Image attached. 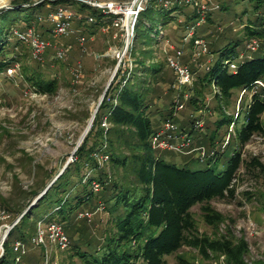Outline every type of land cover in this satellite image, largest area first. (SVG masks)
I'll use <instances>...</instances> for the list:
<instances>
[{"label":"rangeland","instance_id":"1","mask_svg":"<svg viewBox=\"0 0 264 264\" xmlns=\"http://www.w3.org/2000/svg\"><path fill=\"white\" fill-rule=\"evenodd\" d=\"M52 1L54 0H0L1 4L8 5L0 7V16L7 12L14 13L16 9L30 4H43L42 9L36 11L39 22L32 27L42 38L54 45L39 59L33 57L31 48L22 39L23 43H20L12 37L6 46L8 58H15V61L0 75V245L7 230L6 225H16L24 214L37 206L47 187H51L57 180L56 177L64 173L67 167H71L70 163L73 164L76 160L75 154L83 143L75 149L94 111L101 106L105 98L102 97L107 94L111 84L114 86V92L121 81V77L115 80L116 76L111 80L115 70L116 75L121 73L126 76L122 80L123 83L129 80L136 70L139 71L138 75L146 80L145 86L150 89L148 114L156 126H161L166 116L172 112L173 121L191 134L195 151L182 153L162 150L169 163L182 166L183 162H191L203 152L204 159L201 158V162L195 163L194 167L205 169L211 162V156L218 152L222 168L228 165L231 155L238 149L246 160L257 157L264 164V134L254 135L243 147L237 140V133L245 123L248 105L254 92L236 88L230 104L225 105L223 100L214 96L213 88L199 84V79L212 64L214 57H218L230 43L237 44L235 50L244 59L258 55L260 49L251 48L254 39L247 37L245 28L249 22L255 21L256 15L264 12L263 1L255 0L250 4L245 0H196L198 4L191 5L183 2L180 4L184 6L181 7L183 14L173 13L174 20L168 25H164L158 15L153 19L140 17L144 25L143 34L152 40L145 38L150 41L147 44L140 41V38L136 40L135 34L132 47L121 61L114 55L115 50L123 45L121 38L115 37V29L104 32L102 23L89 22L88 17L91 14L85 10L80 11L74 0L60 2L56 7L47 3ZM98 1L125 4L134 0ZM150 1H143L142 12L147 9ZM158 2V8L168 10L179 4L175 0ZM60 7L74 13V33L55 38L54 25L49 15ZM196 11L201 16L197 24L186 26L187 17ZM208 15L211 17L209 20ZM192 25L194 27H191ZM28 28L31 27L17 29ZM195 31L205 41L207 52L198 53L197 44H191L190 35ZM80 36L86 38L84 44L79 41ZM171 44L183 52L181 60L190 68L194 78L192 84L180 90L173 88L176 76L168 64L169 56L174 53L169 49ZM258 44H261V48L263 41L260 40ZM57 46L69 48L64 59L56 57ZM235 62L239 64L242 60L238 57ZM78 63L82 65V72L80 80L76 81L73 70ZM142 64L148 68L150 66L161 69L153 77L147 73V68L142 69ZM38 74L43 80L56 79V89L47 94L37 91L29 78ZM261 89H264V81L260 89L257 88L260 91ZM262 94L264 95V90ZM193 97L198 101L197 104L191 103ZM178 103H183L184 108L177 110ZM225 116L232 118L233 124L224 123L218 126L217 122L222 121ZM196 121L201 124L197 128L194 127ZM262 122L264 125V114ZM91 130L92 128L89 134ZM93 140L94 134L89 144ZM101 166L110 176H116L108 162ZM86 170L87 177L91 176L92 172ZM234 187V198L212 202L213 208L222 215L220 223L208 224L202 214L201 205L192 208L200 234L211 239L243 238L249 244L246 262L264 264V174L255 168H242ZM99 190L100 187L95 189ZM35 192L34 196L31 195ZM103 204L101 197L97 196L80 207L81 212L87 210L93 214L91 222L80 221L77 216L80 212L72 217L74 223L66 229L70 239L69 248L60 249L50 242L47 249L27 243V253L21 257L20 262L43 264L48 260L49 264H82L81 259L75 255L77 249L74 244L79 243L90 251H96L106 245V236L115 230ZM45 214L46 211H43L37 217ZM4 216L8 217L4 219ZM54 221L56 220L53 218H47L44 224L47 226ZM40 222L42 221H38L37 228ZM63 224L67 225V222ZM8 236L3 241V248ZM79 236L82 237L80 242ZM180 257L192 264L227 262L223 255L210 253V257H205L198 249L188 246L168 256L167 261L169 264H179ZM135 264L145 263L139 259Z\"/></svg>","mask_w":264,"mask_h":264},{"label":"trees","instance_id":"2","mask_svg":"<svg viewBox=\"0 0 264 264\" xmlns=\"http://www.w3.org/2000/svg\"><path fill=\"white\" fill-rule=\"evenodd\" d=\"M65 1L69 0L47 3L57 6ZM158 1L151 0L147 9L140 12L135 25L136 40L140 38L142 42H150L145 39L149 36L143 34L144 25L140 17L153 19L158 15V19L161 18L162 23L168 25L174 20L173 13H182L181 7L184 6L178 4L168 10L158 8ZM245 1L251 4L255 0ZM73 2L80 11L85 10L96 17V24H101L102 14L99 10L77 1ZM43 6L30 4L16 9L14 13L7 12L0 16V75L15 61V58L7 56L6 46L9 45V39L14 37L23 43L15 34V30L37 24L39 17L36 11ZM197 12L188 17L185 15L186 26L197 24L201 17ZM256 16L255 21L249 22L245 30L249 39L263 41L262 47L256 52L258 55L244 59L235 50L237 44L230 43L218 57H214L212 64L199 79V84L213 88L214 96L223 100L225 105L230 104L236 88L252 91L258 86V81H264V12ZM210 18L208 15L207 19ZM193 25L191 27H194ZM198 39L202 38L195 31L191 44L194 45ZM238 57L242 62L237 63L236 70H231L227 62H235ZM142 67L143 70L147 68V73L153 77L161 69L150 66L148 68L145 64H142ZM138 72L136 70L125 83L122 82L125 75H116L115 80L121 77V81L114 92L113 84L108 89L90 134H87L75 154L76 160L73 164L70 163L71 167H67L45 192L39 204L24 214L12 229L4 243L5 252L0 258V264L24 263L17 260L19 253L15 250V244L17 241H22L25 245L32 243L38 221L44 222L47 218H53L56 220L54 222H67V225H64L66 231L74 223L72 217L78 212L81 213L80 207L97 196L103 200L104 209L108 211L115 230L106 236V245L96 251H90L79 243L74 244L77 249L75 255L81 259L82 264H135L139 259L145 264H169L167 257L178 253L184 246L198 249L205 257H210V253L223 255L226 257V264H248L245 260L249 253L248 242L243 238L211 239L200 234L192 208L201 205L202 214L208 224L220 223L222 215L213 208L212 202L234 198V183L239 171L242 168H255L264 174V164L257 157L246 160L238 149L231 155L228 165L222 168L218 152L211 156V162L205 169L194 167L195 163L201 162V158H193L191 162L185 161L182 166L169 163L163 155L164 151L153 147L152 135L160 126H156L148 114L150 89L145 86L146 80L141 78ZM29 79L41 93H51L57 87L56 79L43 80L39 74ZM263 90H257L252 96L245 123L237 133L241 147L254 135L264 134ZM193 98L191 103L197 104L198 101ZM105 119L109 123L108 128L102 125ZM168 119H174L172 112L166 116L164 122ZM232 121V118L225 116L217 124L232 125ZM93 134L94 140L89 144ZM96 155L108 156V160L101 163ZM107 162L113 169L112 173L116 174L115 177L103 170L101 165ZM86 169L92 172L91 176L87 177ZM95 185H99V191H95ZM35 194L36 192L31 195ZM43 211H46V214L37 217ZM77 216L80 221L91 222L87 217L82 218L78 214ZM81 238L79 236V242ZM179 264L192 263L180 257Z\"/></svg>","mask_w":264,"mask_h":264},{"label":"built area","instance_id":"3","mask_svg":"<svg viewBox=\"0 0 264 264\" xmlns=\"http://www.w3.org/2000/svg\"><path fill=\"white\" fill-rule=\"evenodd\" d=\"M80 3H83L95 10H103L101 13V23L102 30L104 32L109 31L111 28L116 30L115 37L121 38L123 41V45L120 48L115 50V57L121 61L126 55L129 49L132 47L135 37V25L138 19L140 12L143 11V1L140 3L138 8H134L132 6L133 1L131 3L119 4L113 2H102L98 0H74ZM173 1V0H172ZM179 4L185 2L186 4H198L196 0H175ZM50 20L54 25L53 36L55 38L70 36L74 33L72 22L74 19V13L69 12L67 8L60 7L54 13H51ZM89 22L96 21L97 18L93 16L88 17ZM191 32V30L188 32ZM15 34L21 38L25 43L29 45L31 48V52L34 58L39 59L43 56L45 51L54 47V45L42 38V36L33 28H28L26 30H15ZM194 33H191L190 36H193ZM187 40V37L186 39ZM79 41L84 44L86 38L84 36L79 37ZM198 46V53L207 52V45L203 39L196 40L195 42ZM57 45V44H56ZM171 52H174L173 55L169 56L168 64L170 68L173 70L176 76V82L173 84V88L180 90L183 87H186L193 82V73L190 68L185 65L181 57L183 52L177 49L173 44L169 46ZM251 48L253 50H257L259 48V44L256 40H254ZM55 54L58 59H64L69 52V48H64L62 46H57L55 48ZM227 64L231 70L237 69V64L234 61H228ZM82 65L78 63V65L74 68V76L76 81H79L81 78ZM258 86L253 88L252 92H256L257 88H259L263 82L258 81ZM256 90V91H255ZM177 110L184 108L183 103H178L176 105ZM102 125L104 127H109V123L107 119L103 120ZM201 124L199 121H196L194 127L197 128ZM107 127V128H108ZM153 147L158 148L160 150H169V151H177L182 153H193L195 151V147L193 144V139L191 134L183 129L178 123H175L173 120L168 119L162 123V125L157 129L156 132L152 135ZM204 153L200 152L198 158H203ZM214 155V154H213ZM99 162L103 163L108 160V156L96 155ZM204 159V158H203ZM95 189H99V185H95ZM8 216H4L3 218H7ZM79 217H87L91 219L93 214L89 211L81 212ZM15 226V224L8 226L6 225L7 230L4 235L9 233L10 230ZM31 242L36 246H43L44 248H48V243L56 244L60 249H67L70 247V239L65 231L64 224L62 222H52L49 225H45L44 222H40L36 231V234L32 237ZM3 244L0 245V257L4 255ZM15 250L18 251L17 260L20 261L23 254L26 251V245L22 241H17L15 244ZM43 264H49L48 260Z\"/></svg>","mask_w":264,"mask_h":264},{"label":"water","instance_id":"4","mask_svg":"<svg viewBox=\"0 0 264 264\" xmlns=\"http://www.w3.org/2000/svg\"><path fill=\"white\" fill-rule=\"evenodd\" d=\"M142 1H143V0H134L132 6H133L134 8H138V7L140 6V3H141ZM6 7H8V5H7ZM116 73H117V71L115 70V72H114V74H113V76H112V79H111L112 81H113L114 77L116 76ZM105 94H106V93H105ZM105 94H104V96L102 97V99L105 97ZM99 107H100V106L97 107L95 113H94L93 116H92V123H91V125L89 126L87 133L82 137V139L80 140V142H79V144L77 145V147H76L75 150H77V149L79 148V146L83 143V141L85 140V138H86L88 132L90 131L89 129L92 128V126H93V124H94V119H95L96 114H97V112H98V110H99ZM66 166H67V165H66ZM56 178H58V177H56ZM49 187H50V186H48L46 190H48ZM7 236H8V233L5 234L4 237L2 238V244H3V241L7 238Z\"/></svg>","mask_w":264,"mask_h":264},{"label":"bare ground","instance_id":"5","mask_svg":"<svg viewBox=\"0 0 264 264\" xmlns=\"http://www.w3.org/2000/svg\"><path fill=\"white\" fill-rule=\"evenodd\" d=\"M2 6H7V3H6V4H1V3H0V7H2ZM94 112H95V111H94ZM91 123H92V119L89 120L88 126H87V128L85 129V131H84V133H83V136L87 133L88 128H89V126L91 125ZM89 130H90V129H89ZM83 136H82V137H83ZM81 139H82V138H81ZM81 139H80V140H81ZM3 236H4V235H3Z\"/></svg>","mask_w":264,"mask_h":264}]
</instances>
